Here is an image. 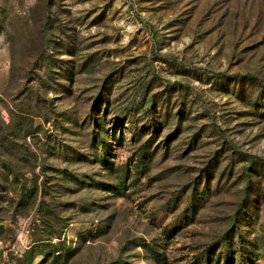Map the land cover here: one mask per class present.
<instances>
[{
	"label": "rangeland",
	"instance_id": "1",
	"mask_svg": "<svg viewBox=\"0 0 264 264\" xmlns=\"http://www.w3.org/2000/svg\"><path fill=\"white\" fill-rule=\"evenodd\" d=\"M0 264H264V0H0Z\"/></svg>",
	"mask_w": 264,
	"mask_h": 264
}]
</instances>
